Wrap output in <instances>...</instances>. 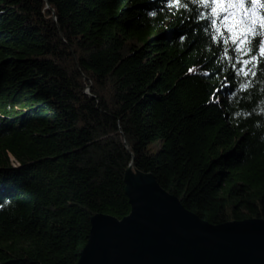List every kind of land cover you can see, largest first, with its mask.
Segmentation results:
<instances>
[{
  "label": "trees",
  "instance_id": "obj_1",
  "mask_svg": "<svg viewBox=\"0 0 264 264\" xmlns=\"http://www.w3.org/2000/svg\"><path fill=\"white\" fill-rule=\"evenodd\" d=\"M262 18L264 0H0V264H76L93 216L129 215L131 165L210 225L264 220Z\"/></svg>",
  "mask_w": 264,
  "mask_h": 264
},
{
  "label": "water",
  "instance_id": "obj_2",
  "mask_svg": "<svg viewBox=\"0 0 264 264\" xmlns=\"http://www.w3.org/2000/svg\"><path fill=\"white\" fill-rule=\"evenodd\" d=\"M132 168L124 176L129 215L93 216L76 264H264V220L210 225Z\"/></svg>",
  "mask_w": 264,
  "mask_h": 264
},
{
  "label": "snow or ice",
  "instance_id": "obj_3",
  "mask_svg": "<svg viewBox=\"0 0 264 264\" xmlns=\"http://www.w3.org/2000/svg\"><path fill=\"white\" fill-rule=\"evenodd\" d=\"M168 2H169L170 4H180V3H182V0H168ZM193 2L207 5L208 2H209V0H193ZM242 2H243V0H242ZM253 2H254V0H247V3H249V4H251V3H253ZM184 6L186 7L187 5L185 4ZM225 11H226V10H225ZM213 12H216V9H213ZM151 14L154 15L155 13H151ZM251 15H255L254 10L251 12ZM228 19H229V15H225V16L222 18V22H223V21H226V20H228ZM213 23H215V21H213ZM254 23H255V22H253L252 24L248 25V27H249V29L252 31L253 35H259V33L257 32L256 28L254 27ZM261 27H264V18L261 19ZM213 40H215V37H213ZM225 42H227V41H225ZM233 43H235V40H233ZM249 43L252 44V47L248 48L247 51H248V52H253V53H255L256 45H258V44L261 43V42H260V41H255V42H253V41H249ZM227 51H228V49H225V52H227ZM262 52H264V49H262ZM256 58H257L256 55L253 54L252 59L255 60ZM249 62H250V61L245 60V61H244V64H248ZM254 66H255V65H254ZM193 71H195V69H189V72H193ZM241 71H242V69H241ZM202 74L205 75V76H208V75H209L207 72H204V73H202ZM247 74H248V73H245V75H247ZM252 74H253V75H256V73H252ZM241 87H246V85L241 84ZM232 95L234 96L235 93H232Z\"/></svg>",
  "mask_w": 264,
  "mask_h": 264
},
{
  "label": "bare ground",
  "instance_id": "obj_4",
  "mask_svg": "<svg viewBox=\"0 0 264 264\" xmlns=\"http://www.w3.org/2000/svg\"><path fill=\"white\" fill-rule=\"evenodd\" d=\"M89 225H90V223H89Z\"/></svg>",
  "mask_w": 264,
  "mask_h": 264
},
{
  "label": "rangeland",
  "instance_id": "obj_5",
  "mask_svg": "<svg viewBox=\"0 0 264 264\" xmlns=\"http://www.w3.org/2000/svg\"><path fill=\"white\" fill-rule=\"evenodd\" d=\"M131 167V166H130ZM126 173V172H125Z\"/></svg>",
  "mask_w": 264,
  "mask_h": 264
}]
</instances>
